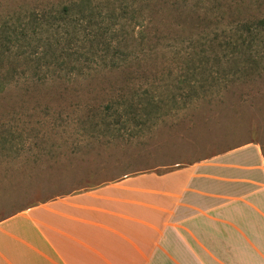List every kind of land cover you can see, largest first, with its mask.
Segmentation results:
<instances>
[{
  "label": "rangeland",
  "instance_id": "obj_1",
  "mask_svg": "<svg viewBox=\"0 0 264 264\" xmlns=\"http://www.w3.org/2000/svg\"><path fill=\"white\" fill-rule=\"evenodd\" d=\"M261 19L264 0H0V221L264 148Z\"/></svg>",
  "mask_w": 264,
  "mask_h": 264
},
{
  "label": "crops",
  "instance_id": "obj_2",
  "mask_svg": "<svg viewBox=\"0 0 264 264\" xmlns=\"http://www.w3.org/2000/svg\"><path fill=\"white\" fill-rule=\"evenodd\" d=\"M0 264H264V148L31 206L0 221Z\"/></svg>",
  "mask_w": 264,
  "mask_h": 264
},
{
  "label": "trees",
  "instance_id": "obj_3",
  "mask_svg": "<svg viewBox=\"0 0 264 264\" xmlns=\"http://www.w3.org/2000/svg\"><path fill=\"white\" fill-rule=\"evenodd\" d=\"M63 12H64V13H68V12H69V6L65 7V8L63 9ZM259 24L264 25V19H261V20L259 21ZM75 52H76V50L73 51V52H71V53H69L68 55H71V54H73V53H75Z\"/></svg>",
  "mask_w": 264,
  "mask_h": 264
}]
</instances>
